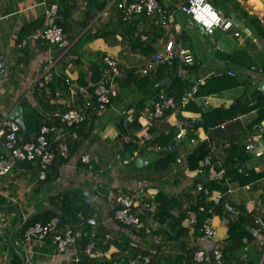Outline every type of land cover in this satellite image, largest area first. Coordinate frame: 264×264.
<instances>
[{"label": "crops", "instance_id": "crops-1", "mask_svg": "<svg viewBox=\"0 0 264 264\" xmlns=\"http://www.w3.org/2000/svg\"><path fill=\"white\" fill-rule=\"evenodd\" d=\"M116 1L106 0L103 5V0L99 3L98 0H0V121L10 120V113L21 105L24 122L28 116L42 119V124L33 125L36 132L40 127L57 123L58 116L74 106L65 79L75 85L77 106L82 107L86 99L93 98L98 77L107 70L102 61L105 56L117 59L122 73L137 74L136 69L145 65L151 55L134 52L116 26L114 34L107 33L112 24H117V15L121 16ZM227 2L235 27L228 33L217 30L208 46L202 45L199 37L192 39L195 45H184L185 31L175 21L174 33L179 35L178 39L166 30H156L153 41L155 52L167 41L191 50L195 59L193 70L179 66L180 76L192 84L193 88L188 90L196 88L199 78L218 71H233L238 85L219 93L196 96L185 112L168 111L162 119H151L155 98L138 93L134 85L120 88L121 78H117L119 97L107 111H91L87 115L79 139L69 142L70 156L62 158L58 154L44 180L40 178L38 162L22 163L21 171L16 174L0 176V264H80L83 258L90 264H132L147 255L153 257V264H192L195 251L201 249L208 251V261L202 264H215L211 254L216 248L228 250L230 223L240 209H245L249 227H253L256 218L264 216V127L259 129L257 125L251 131L259 111L214 127L203 126L202 116L211 110L228 109L240 98L252 106L257 95H264L260 90L264 81V37L258 35V28L264 32V0ZM53 4L59 6V22L70 42L66 49L38 37L47 24L46 10ZM107 5L111 9L105 12ZM162 5L175 11L179 4L162 0ZM176 26L181 28L180 33L176 32ZM104 32L107 34L101 35ZM238 32L239 37L235 36ZM46 71L53 76L48 84L49 94L40 87ZM108 115L115 117L108 120ZM182 128L185 136L178 139ZM37 134L32 133L28 141L35 140ZM20 138L23 139L22 134ZM211 142L220 145L213 162L222 166L230 146L236 151L245 150L250 142L255 144L254 151L245 150L249 159L243 169L253 172L249 182L226 177L213 187L207 181L203 165ZM133 146L137 147L131 152ZM164 150L173 153V164L168 167L162 158ZM84 153L90 155V164L82 162ZM120 153L124 154L123 159L118 156ZM100 154L108 156V168L104 169ZM0 156H8L2 139ZM151 156L154 163L158 161L165 169L148 175L137 171L150 166ZM138 159L144 160L142 167L136 165ZM198 183L210 191L208 201L221 193L225 197L222 205L229 202L237 210L236 215H231L223 207L213 219L215 238L204 243L199 241L198 230L188 227L185 216L191 206L188 198L191 203L197 202ZM142 189L144 196L134 213L153 229L151 235L118 222L114 217L115 205L110 201L118 192L138 194ZM79 193L87 200L91 217L97 220V227L92 229L97 247L90 255L86 249L82 250L81 242L68 252L55 254L49 241L23 239L22 228L29 220L61 214L68 196ZM168 198L180 204H170ZM143 201H150L149 209L143 208ZM182 214L185 218L178 223ZM261 236L264 237V230ZM258 241L244 239V247L235 246L221 264H264V245Z\"/></svg>", "mask_w": 264, "mask_h": 264}, {"label": "built area", "instance_id": "built-area-1", "mask_svg": "<svg viewBox=\"0 0 264 264\" xmlns=\"http://www.w3.org/2000/svg\"><path fill=\"white\" fill-rule=\"evenodd\" d=\"M115 4L120 10L121 18L124 22L135 21L137 27L136 36L142 42L150 41V35L148 33L149 26L151 29L159 30L166 29L168 26L174 24L176 10L188 16L189 22H191L190 24L195 26L203 36L212 37L217 30L228 33L235 27V22L232 18L221 14L208 0H202V2L200 0H188L186 3L178 6L175 11L162 5L159 0H117ZM205 5L210 6V8L205 9ZM110 9V6L107 5L105 12H108ZM209 12H214L218 17V21L213 23L211 28L203 23V20L208 18ZM58 19L59 7L57 4H53L46 10L47 24L38 37L52 46L66 49L69 47L70 42L67 33L58 24ZM175 30L178 33L181 32L179 26H176ZM235 36L239 37L240 33H235ZM158 50L139 69V73L142 76L155 73L161 64L171 62L177 56L182 61L180 66H192L195 62L191 50L181 47L174 41H167ZM102 61L107 67V70L102 75L98 84L95 85L93 98L86 99L82 107L77 106L78 99L76 98L75 85L70 79H65V84L68 87V92L71 94L74 106L59 115L57 123L50 126H43L35 141L23 142L20 138L21 127L16 122L8 119L0 121V139L4 140L8 152L7 157L0 156V176L16 174V172L21 171L20 165L22 163L38 162L40 178L44 180L47 171L54 163L58 154L62 158H68L70 156L69 142L79 139V133L76 128H79L86 120L88 111L95 110L98 113L107 111V108L112 104L113 100L118 98L120 94L119 86L115 80L117 78L127 80L128 78V74L122 73L120 62L117 59L105 56ZM225 75L235 77L233 71H218L215 74L199 78L196 81V88L186 91L179 101L161 92L153 101V111L150 114L151 119H162L168 111L173 113L183 112L187 105L194 100L197 87L205 85L211 77L221 78ZM41 79L40 87L49 94L48 84L53 79L52 74L46 71ZM184 136L185 130L182 128L177 138L182 139ZM191 142L193 143L195 140L191 139ZM211 148L212 151L205 158L203 167L206 170L210 182L221 183L226 179V170L222 165H217L213 162L217 144L213 142ZM255 148L256 146L253 142L245 146L248 152L254 151ZM261 154V152L257 153L258 156ZM134 156H137V154ZM81 160L86 164H90V155L86 153L82 154ZM180 162L181 160L179 159L178 163ZM144 191L142 189L138 194L121 191L115 194L114 198L110 201L116 207L114 217L118 222L125 226H132L138 231H144L146 235H151L153 234V229L147 226L134 213V210L138 207V204H140L144 196ZM197 192L209 194V190L202 183L197 184ZM224 199L223 194H216L214 197L215 205H220ZM142 204L144 209L150 208V201H143ZM204 211V208L200 209V212ZM225 212L236 215L237 210L231 203L227 202L225 204ZM209 213L211 216H207L204 219V223L199 229V241L201 243L215 238L217 234L213 226V219L215 217L213 208L209 210ZM187 218L188 227L196 230L198 215L190 210L187 212ZM59 224L60 219L58 216L51 218L48 222H37L26 231L24 239L36 242L49 241L55 250V254H62L76 247L83 238H88L90 242L86 248V254L90 255L93 252L96 246V234L92 232V229L97 227L95 217H89L87 219L81 218L80 221L73 224H65L63 227H60ZM255 225H257V230L254 232V236L259 240L260 245H264V237L261 236V231L264 230V216L256 218ZM207 252L204 249L195 251L193 257L194 263L192 264H202L208 261ZM211 256L215 264L223 263L224 254L220 248L214 249ZM132 264H153V257L147 255L141 260L133 261Z\"/></svg>", "mask_w": 264, "mask_h": 264}, {"label": "trees", "instance_id": "trees-1", "mask_svg": "<svg viewBox=\"0 0 264 264\" xmlns=\"http://www.w3.org/2000/svg\"><path fill=\"white\" fill-rule=\"evenodd\" d=\"M100 0H98L99 3ZM102 1V0H101ZM105 3L103 5H106V0H103ZM162 3V0H159ZM221 14L227 17H232L230 11L227 8V0H208ZM232 1V0H230ZM102 5V4H101ZM104 8V7H103ZM244 17V16H243ZM247 17V16H246ZM117 24L109 27L108 29V34H114L115 32L112 33L113 29L119 28L121 31H119L120 35L122 36L123 40H127L128 44L130 45L131 49L134 52H139L142 53L144 56L149 57L155 52V45L156 43L153 41V36L155 33L153 31H156V29H151V27H148V33L150 35V41L149 42H142L138 36H136L137 33V27L135 25V21L132 22H124L121 18V16L117 15ZM58 24L62 27L61 23L59 22L58 19ZM113 27V28H111ZM258 28V26H257ZM64 29V28H63ZM65 30V29H64ZM106 32L102 33L101 35L107 34ZM258 35L260 38L263 39L264 37V32L258 28ZM97 37V35L95 36ZM144 66V65H143ZM141 66V67H143ZM179 66H180V61L178 58H174L171 62H166L164 64H161L155 73L149 74L146 76H142L141 73H139V69H136V75L131 73L128 75L127 80L121 79L120 83V88H127L129 86L134 85L136 87V90L138 93L145 95L146 97L150 98H155L158 94L161 92H164L167 96L173 97L175 100L179 101L183 95V93L189 88H192V84L188 83V81L184 80L180 74H179ZM140 67V68H141ZM195 66L192 65L191 67L188 66V69L190 71L193 70ZM98 77V76H97ZM102 77H98V79H101ZM168 78L170 82L163 86L161 89L154 90L155 85L161 83L164 79ZM97 79V78H96ZM194 85V84H193ZM238 81L230 77L228 75H225L224 77L221 78H216V77H211L208 79V81L205 83V85L200 86L198 93L196 96L200 95H210V94H215L222 92L226 89H229L233 86H237ZM216 86V87H215ZM260 94V93H258ZM264 94V93H263ZM256 103L252 106H248L247 102H245L244 99L240 98L235 104H233L230 108H216L208 112L207 114H204L202 116V120L204 123L205 128L209 127H214L217 125H220L224 122H227L229 120L236 119L238 117H241L243 115H246L254 110L259 111V117L255 121V124L251 126V131L253 130V127L261 124L264 121V95L259 96L257 95L256 97ZM144 101V100H143ZM193 104L192 102L188 104L186 107V110L190 107V105ZM190 109V108H189ZM91 111L96 112L95 110H89L88 115ZM36 119V120H34ZM34 124H42V119L37 118L35 116H28L25 118V125H26V131L21 134L23 135V142H30L29 136L32 133H38L41 130L42 127L39 128V131H35L33 128ZM85 123L83 122L81 126L77 129V132L79 133L82 126ZM37 134V135H38ZM36 140V137H35ZM33 140V141H35ZM212 143L210 145V152L212 151ZM216 143V142H214ZM217 144V143H216ZM162 145V144H161ZM137 146H133V150H135ZM220 147L219 144H217V148ZM246 150V149H245ZM245 150H236L234 149L233 146H230V149L228 151V156L223 164V167L226 170V177H230L231 179H241L245 180V183L249 182V175L253 173L251 170L243 169V164L248 161L249 156L245 154ZM238 151V152H237ZM165 155H162V158L166 161V165H170L173 162V157H172V152L169 150H164ZM160 162V161H159ZM155 163H158L156 161ZM166 167V166H165ZM162 169H165L162 167ZM161 169V170H162ZM206 172V170H205ZM206 179L208 180V175L205 173ZM210 182V181H209ZM212 186H216L218 184L217 182H211ZM203 184V183H202ZM204 186V184H203ZM205 187V186H204ZM206 188V187H205ZM207 189V188H206ZM196 192H197V185H196ZM199 195L197 197V202L196 203H191L190 199L188 198V203L191 205L190 208L187 210L194 211L198 215V225H197V230L199 232V229L204 223V219L207 216H211L209 213V210L213 208L215 217L217 214H219L222 211V208L224 207L225 210V205L223 206L222 203L218 206L215 205L214 203V198L210 201H208L210 197V191L209 194L205 193H200L197 192ZM71 196H68V201L63 205L62 213L61 214H48V216H37L31 220H29L25 226L22 228V236L24 239V235L26 231L33 226L37 222H48L51 218L58 216L60 219V226H64L65 223H73V222H78L80 221L81 218L87 219L92 216L93 213L89 212V205L83 194H70ZM215 197V196H214ZM192 200V199H191ZM168 203L170 204H180L178 200L176 199H170L168 198ZM204 208V212H200V209ZM167 210V209H166ZM187 212L185 214L187 218ZM246 211L245 209H240V213H238L237 216H235V220L230 223V228H229V242L231 243L228 248V250H224V260L227 261L229 258V255H231V252L235 249V246L237 248L244 247V239H247L248 241L253 240V238H256L254 234H252V230L257 229V225H254L253 227H249V222L248 219L246 218ZM184 214L181 215L180 219L178 220V223L180 221H183L185 218ZM214 217V218H215ZM238 217V218H236ZM82 243L81 248L82 250H85L87 248V245L89 244V239L88 238H83L81 241ZM97 247V245H96ZM84 264H90V262L85 258L82 259ZM85 260V261H84ZM81 262L80 264H83ZM190 264V263H187Z\"/></svg>", "mask_w": 264, "mask_h": 264}, {"label": "rangeland", "instance_id": "rangeland-1", "mask_svg": "<svg viewBox=\"0 0 264 264\" xmlns=\"http://www.w3.org/2000/svg\"><path fill=\"white\" fill-rule=\"evenodd\" d=\"M174 1H175L176 4H179L178 6H180L181 4L186 3L188 0H174ZM184 21H189V17L186 16L185 14L181 13L180 11H177L175 13V22H176V24H179L181 26L183 31H185L184 32V45H189V46H190V44H194L195 45V42L192 40L194 37H199V39L203 41L202 45H204V46H208L211 43L210 39H212V37L211 38L202 37L201 36L202 34L200 33V31L198 29H190V28L193 27V25H191V24L187 25L186 23H184ZM159 30H166L167 34H171V36L173 38L178 39V37H179V35L174 33V25L173 24L168 26L166 29H159ZM199 33L201 35H199ZM133 61H135V59H133ZM114 117H115L114 115H108L107 119L108 120L109 119H113ZM106 151H109V150H106ZM100 155H101V158H102V163L104 164V169H105V167L108 168L109 165L106 162V159H107L108 156H105V154H100ZM118 156H121L122 159L125 157L123 153H120V155H118ZM118 156H117V158H118ZM153 158L154 157L151 156V158H150L151 162H150V166L149 167L139 168L137 171H140L143 174L148 175V174L152 173L153 171L161 170L162 166L159 163H154Z\"/></svg>", "mask_w": 264, "mask_h": 264}, {"label": "water", "instance_id": "water-1", "mask_svg": "<svg viewBox=\"0 0 264 264\" xmlns=\"http://www.w3.org/2000/svg\"><path fill=\"white\" fill-rule=\"evenodd\" d=\"M170 82L169 79H164L161 83L155 85L154 90L157 89H161L163 86L167 85ZM260 90L264 92V81H262L261 85H260ZM22 111H23V107L21 105H17L16 108L10 113L9 115V119L16 122L20 127L22 132H25V122L22 116ZM264 127V122L261 123L260 125H258V128L261 129ZM179 142V140L175 141L172 145H175ZM144 162V160L142 159H138L136 161V165L138 167H142V163Z\"/></svg>", "mask_w": 264, "mask_h": 264}, {"label": "clouds", "instance_id": "clouds-1", "mask_svg": "<svg viewBox=\"0 0 264 264\" xmlns=\"http://www.w3.org/2000/svg\"><path fill=\"white\" fill-rule=\"evenodd\" d=\"M200 2H202V0H200ZM59 7V6H58ZM208 8H210V6H208V5H205V9H208ZM218 21V17L216 16V14L214 13V12H209L208 13V18H206V19H204L203 20V23L205 24V25H207L209 28H211V26H212V24L213 23H215V22H217ZM235 77H236V74H235ZM200 86H202V85H200ZM193 88V87H192ZM193 90V89H192ZM186 91H189V90H186ZM185 91V92H186ZM185 92L183 93V95L185 94ZM264 93V92H263ZM196 94H197V92H196ZM196 94H195V98H196ZM159 95V94H158ZM182 95V96H183ZM157 98V97H156ZM194 98V99H195ZM192 103L194 102V100L193 101H191ZM190 102V103H191ZM189 103V104H190ZM188 106V105H187ZM185 111H187L186 109L183 111V112H185ZM167 113V112H166ZM177 113H181V112H177ZM166 115V114H165ZM85 122V121H84ZM81 126V125H80ZM22 132V131H21ZM137 155H138V153H137ZM261 156V155H260ZM137 157V156H136ZM135 157V158H136ZM135 158H134V160H135ZM178 160L179 159H177V163H178ZM181 163V162H180ZM173 163H171V165H172ZM115 209H116V207H115ZM73 223H75V222H73ZM73 223H71V224H73ZM96 240V239H95ZM81 241V240H80ZM89 242H90V240H89ZM89 245V244H88ZM87 245V246H88ZM96 247V246H95ZM95 249V248H94Z\"/></svg>", "mask_w": 264, "mask_h": 264}]
</instances>
